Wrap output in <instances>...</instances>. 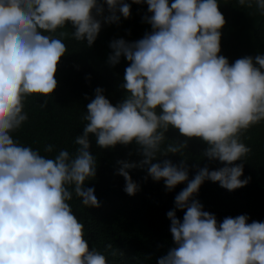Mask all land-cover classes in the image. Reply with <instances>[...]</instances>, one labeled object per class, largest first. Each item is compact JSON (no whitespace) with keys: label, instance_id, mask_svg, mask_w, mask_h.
Segmentation results:
<instances>
[{"label":"trees","instance_id":"trees-1","mask_svg":"<svg viewBox=\"0 0 264 264\" xmlns=\"http://www.w3.org/2000/svg\"><path fill=\"white\" fill-rule=\"evenodd\" d=\"M0 264H264V0H0Z\"/></svg>","mask_w":264,"mask_h":264},{"label":"rangeland","instance_id":"rangeland-1","mask_svg":"<svg viewBox=\"0 0 264 264\" xmlns=\"http://www.w3.org/2000/svg\"><path fill=\"white\" fill-rule=\"evenodd\" d=\"M167 4H168V3H167ZM158 8H159V9H163L164 6H163V5L161 6V3H160ZM155 26H156L157 28H159L160 31H161L164 35H162L160 32H158V30H157V34H158V35H157V34H156V31H155V35H156V37H155V36L152 37V39H151V41H150V43H149V45H148V49L142 50V53L140 54V57H141L142 59H147V54H148L149 57L153 55V53H154V52H153V48H152L153 42H155L156 39L159 40V41H163V40H164V36H165L166 33H167V28H166V26H165V23H161V20H160V19H159V23H156ZM151 53H152V54H151Z\"/></svg>","mask_w":264,"mask_h":264}]
</instances>
